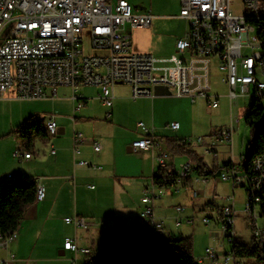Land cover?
I'll list each match as a JSON object with an SVG mask.
<instances>
[{"label":"built area","instance_id":"obj_1","mask_svg":"<svg viewBox=\"0 0 264 264\" xmlns=\"http://www.w3.org/2000/svg\"><path fill=\"white\" fill-rule=\"evenodd\" d=\"M179 17L186 21L182 35L176 39L174 52L168 55H155L131 49L130 35L123 31L125 25L131 28L150 26L151 15H134L127 0H0V99L13 90L16 99H40L45 97L47 87L68 86L72 89V99L76 109L83 105L77 93L80 86H99L97 98L110 109L115 98L114 89L119 84L130 87V97H152L155 86H163L171 95L188 98L191 102L205 99L212 108L219 102V94L211 89V65L218 63L223 73L222 83L227 87L230 107L239 97L263 95L264 55H258V41L250 33L247 14L259 12L264 15L261 0H241L245 13L236 14L232 0H179ZM262 7V9L260 8ZM89 29L91 49L95 53H85L83 30ZM250 50V53L247 51ZM111 116L106 112V119ZM238 118L233 117L232 122ZM43 123L57 125L53 115H48ZM138 126L144 129L143 137L131 142L133 150L157 148L155 156L158 169L154 172L152 182L146 186L140 201L143 208L137 217V226L151 236H168L163 222L154 213L153 201L164 195V187L178 191L191 176V183H206L207 178L193 176V165L187 162L177 171L174 179L167 186H158L154 177L160 170L168 167L170 153L161 150L159 142L152 131L145 128L142 122ZM178 130V122L168 125ZM233 126L219 129L214 134L215 141L231 142ZM189 144L187 139L179 140ZM198 142L202 139L198 138ZM83 142V134H73V154L80 153L79 144ZM93 151L99 152L101 145L92 142ZM214 150V149H212ZM55 153V149L50 150ZM14 156H20L17 152ZM24 157H30L25 153ZM101 169L96 164H88L84 160L76 163ZM221 182H230L232 187L240 185V166L233 161L223 164L218 174ZM202 178V179H201ZM10 175L5 176L9 180ZM258 185H264V156L255 159L254 175L249 177L246 201L254 202V212H243L249 218L251 236L258 246L264 250V222L258 226L256 218L264 216L260 213L261 194ZM93 188V186H90ZM192 195L197 191L192 189ZM44 198L41 186L39 200ZM230 204L220 208L219 221L222 231L229 243L234 239L233 216L235 214L233 188L232 195L227 196ZM259 208V213H256ZM179 213L182 207H176ZM64 221L74 228L88 230L90 222L80 215L65 218ZM210 224L209 217L202 219ZM180 221L176 220L178 227ZM16 238V232L10 237L0 234V246L6 245ZM64 250L75 254L89 255L90 249L79 246L74 239L67 237ZM13 257V255H11ZM201 264H244L232 250L220 254L216 248L207 247L203 256L197 259ZM0 264H5L0 260ZM75 264V263H73Z\"/></svg>","mask_w":264,"mask_h":264},{"label":"crops","instance_id":"obj_2","mask_svg":"<svg viewBox=\"0 0 264 264\" xmlns=\"http://www.w3.org/2000/svg\"><path fill=\"white\" fill-rule=\"evenodd\" d=\"M116 1L111 0V2ZM175 9L180 10L179 0H175ZM149 15L152 16L150 26L130 27L146 34V38L140 44L132 47V34L129 32L131 49L155 55L171 54L174 52L176 39L182 34L168 38L150 36L154 18L166 19V15ZM124 85L119 84L115 87V98L110 109L97 96L95 97L98 108L106 110L104 113L100 111L99 114L91 109L95 105L89 106L87 95L85 93L80 95L77 91L84 107H81L77 115H73L72 122L68 115L56 118L54 114L46 113L45 107L41 105L43 102L37 101L43 100L47 103L51 97L56 96L57 87L55 89L47 87L45 97L40 99L17 100L10 94L0 99V107L11 105L16 110L11 125V128H15L14 130L29 118L40 115H44L42 120H45L48 115H53L58 129V135L47 139L37 138L42 141V145L35 146L37 140L35 139L30 148H26L19 141L12 133L14 130L5 131L1 135L9 139V142H5L0 147V186L13 179L23 178L33 179L37 186L44 188V198L26 208L24 218L16 231L15 240L8 243L6 247L0 246V260L5 264H83L85 255L64 250L65 238L74 239L79 246L89 248L92 254L104 247V233L113 227L115 220L121 219L128 224L137 225V217L143 208L140 201L142 192L146 186L150 185L153 174L158 169L155 156L159 149L133 150L131 142L140 137L137 134L135 136L134 133H129L128 136L110 137L107 134L114 133L116 124H108L104 119L117 121L119 118L124 120L129 114L145 115L154 111L159 100L157 96L132 100L130 87L126 94ZM90 86H80L78 89ZM93 87L96 88L98 95L100 87ZM121 87L122 90L117 91L116 88ZM72 102L75 104L73 99ZM107 111L111 113L109 119H106ZM74 132L83 134L78 155L73 154ZM155 139L159 142L161 150H169L170 158L167 163L173 164L174 170L178 171L173 155L178 149H173V140L166 141V145L162 147L159 138L155 137ZM93 141L101 145L99 152L93 151L91 145ZM21 145L25 148L24 151L20 149ZM52 148L55 149V153L50 152ZM16 150L19 151L20 156H14ZM25 153H30V157H24ZM79 160L96 164L101 169L79 166L76 164ZM8 174L11 178L5 180ZM190 184H192L191 180L183 186ZM209 205L213 209V203ZM154 213L156 218L163 222L164 229L169 235L174 237L181 235H176L171 226H166L161 206H154ZM219 213L220 210L218 216ZM75 215L83 216L90 222L88 230L76 229L72 224L64 221L65 218Z\"/></svg>","mask_w":264,"mask_h":264},{"label":"rangeland","instance_id":"obj_3","mask_svg":"<svg viewBox=\"0 0 264 264\" xmlns=\"http://www.w3.org/2000/svg\"><path fill=\"white\" fill-rule=\"evenodd\" d=\"M232 1V9L236 14L245 13L241 0ZM129 4L134 15H166V19L154 18L149 34L152 37H178L185 30L186 21L178 16L179 10L175 9V0H129ZM261 6L264 8V0H261ZM261 6L260 8L262 9ZM123 31L126 34L131 32L132 47L140 44L146 38L144 32L130 29L129 25H125ZM254 34L251 33V35ZM89 42V29L84 28L82 45L84 52L95 53L91 49ZM247 52L250 53V50ZM222 77L223 73L218 69V63L214 61L211 65V91L220 96L216 108H212L205 99H197L191 102L190 99L173 95L157 96L156 98L159 101L153 112L145 115L129 114L124 120L120 118L117 121L104 119L108 124H116L114 133H108L107 135L110 137L115 135L116 137L117 135L128 136L129 133H134L135 136L137 134L139 137H143L145 135L144 129L138 126V123L142 122L145 128L152 131V134L154 133L153 135L159 138L162 147L166 145V141L187 139V142H189L187 144L188 149L193 150L210 170L229 161H233L238 166L241 165L251 140V128L246 124L245 118L253 103V89H251L250 95L239 97L233 106L230 107L227 87L222 83ZM258 78L264 81V76L258 75ZM123 88L125 93L128 94L129 86L124 85ZM116 89L117 91L122 90V87ZM56 90V96L51 97L47 103L43 100L37 101L43 102L41 105L45 107L44 111L46 113L54 114L56 118L68 115L67 117H70L72 122L74 120L73 115H77L84 106L80 109L75 108L76 104L71 99L72 89L57 86ZM77 91L80 95L84 93L87 95L89 106L95 105L91 108L95 113L99 114L100 111H103V113L106 111L105 109H99L98 105H96L97 101L94 99L97 96V90L95 87H81ZM8 94L15 98L13 90L6 93V96ZM257 105L264 107V90L263 96L258 100ZM15 111L11 105L0 107V147L5 142H9V139L1 137L2 133L5 131L11 132L15 129L11 128L15 118ZM37 117L38 119H43L44 115ZM233 117H237L238 121L233 123ZM172 122H178V130H172L168 126ZM230 126H233L234 129L232 141H215L214 134L219 129H226ZM71 131H73V126H71ZM50 138H53V136H50ZM198 138H201L202 141L198 142ZM41 145L42 141L37 139L35 146L39 147ZM20 149L25 150L22 145ZM15 152L19 153L18 150ZM173 155L177 170L187 162H191L195 166V161L191 158L190 153L174 152ZM240 174L243 175L244 172L240 170ZM193 175L196 176L197 174ZM232 188L235 208L233 216L234 233L235 236L248 241L251 237V229L248 226L250 220L243 212L247 191L241 186L232 187L230 182H221L218 175H209L206 183L200 181L197 184L180 186L178 191H173L170 187H164V195L156 198L153 203L155 207L161 206V211L165 215L163 220L166 226H171L176 235L181 234L191 240L192 254L195 259H198L203 256L207 247L216 248L220 254L231 250V244L223 234L221 223L217 222L219 217L217 209L231 203L226 197L232 195ZM192 189L197 191L196 196L192 195ZM143 195L144 192H142ZM209 203H213V209ZM176 207H182V211L178 213ZM255 210L258 214L259 208ZM205 217H209L210 224L203 223L202 219ZM176 220L180 221L178 227L175 226ZM256 220L258 226H261L264 222L263 217L258 216Z\"/></svg>","mask_w":264,"mask_h":264},{"label":"trees","instance_id":"obj_4","mask_svg":"<svg viewBox=\"0 0 264 264\" xmlns=\"http://www.w3.org/2000/svg\"><path fill=\"white\" fill-rule=\"evenodd\" d=\"M257 38L261 41L264 50V16L253 21ZM263 95H253V103L245 118L251 128V140L248 145L244 161L239 165L247 180L242 187L248 189L249 177L254 175L255 159L264 156V107L257 102ZM257 122V124H256ZM19 141L30 148L37 138H49L48 131L42 119L29 118L19 128L12 131ZM173 149L176 152H188L195 161L193 174L208 178L209 175H218L221 166L213 170L207 168L187 144L173 140ZM231 161L224 164H230ZM160 170L154 177V183L160 187L167 186L176 176L173 164ZM170 168V169H169ZM192 174V175H193ZM191 176L184 182L188 183ZM260 213L264 216V185L261 191ZM37 200V183L35 180L16 178L0 186V234L7 236L16 232L24 218L25 210ZM220 208L218 207V211ZM231 250L244 264H264V250L251 236L248 241L234 237L230 242ZM83 264H199L192 254V243L188 237L151 236L137 225L125 221L115 220L113 227L104 233V247L86 256Z\"/></svg>","mask_w":264,"mask_h":264},{"label":"bare ground","instance_id":"obj_5","mask_svg":"<svg viewBox=\"0 0 264 264\" xmlns=\"http://www.w3.org/2000/svg\"><path fill=\"white\" fill-rule=\"evenodd\" d=\"M263 16L264 15H262V13L252 12L250 14H247V22L253 23V21H257V20L261 19ZM250 33H255L253 35V37H254V39H256V41H258V55H264V50L262 49L261 41L257 38L256 28L254 25H250ZM45 127L48 131L49 136H54V126L45 123ZM27 154H29V156H30V153H27ZM10 178H11V175H10ZM246 180H247V178L244 174L240 175V185L242 182H245ZM261 191H262V185H258V194H260ZM39 195H41V186H37V200L38 201H39ZM245 208H247V212H254V202L253 201H245ZM3 237H10V234L7 236H3ZM198 263L201 264L200 262H198Z\"/></svg>","mask_w":264,"mask_h":264},{"label":"water","instance_id":"obj_6","mask_svg":"<svg viewBox=\"0 0 264 264\" xmlns=\"http://www.w3.org/2000/svg\"><path fill=\"white\" fill-rule=\"evenodd\" d=\"M152 94L154 96H160V95H164V96H170L171 92L168 88L163 87V86H155L152 89Z\"/></svg>","mask_w":264,"mask_h":264}]
</instances>
